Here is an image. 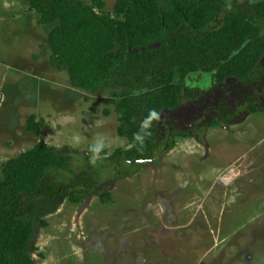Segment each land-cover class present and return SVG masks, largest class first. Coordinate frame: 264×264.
Listing matches in <instances>:
<instances>
[{
  "label": "rangeland",
  "instance_id": "obj_1",
  "mask_svg": "<svg viewBox=\"0 0 264 264\" xmlns=\"http://www.w3.org/2000/svg\"><path fill=\"white\" fill-rule=\"evenodd\" d=\"M116 1L104 0L105 9ZM49 29L27 0H0V163L40 141L70 146L79 150L72 168L91 165L101 176L97 189L111 197L65 201L49 215L37 264H264V111L242 107L230 122L208 125L215 115L208 107L239 109L251 88L191 73L184 81L192 93L163 122L192 135L162 136V151L145 162L111 161L131 146L117 133L113 88L74 87L51 62ZM256 92L254 106L264 101V81ZM31 115L43 121L38 131L29 129ZM91 144L105 145V158ZM87 156L100 160L87 163Z\"/></svg>",
  "mask_w": 264,
  "mask_h": 264
},
{
  "label": "trees",
  "instance_id": "obj_2",
  "mask_svg": "<svg viewBox=\"0 0 264 264\" xmlns=\"http://www.w3.org/2000/svg\"><path fill=\"white\" fill-rule=\"evenodd\" d=\"M27 4L40 24L50 26L51 62L66 69L74 87L94 93L113 88L117 133L131 146L116 149L111 161L145 162L162 151V136L192 135L163 117L182 107L192 93L184 80L196 71L212 72L216 84L231 77L251 88L239 109L224 102L208 107L215 110L208 125L230 122L242 107L264 111V101L254 106L264 81V0H117L111 11L104 0ZM30 118L29 129L38 131L43 121ZM88 149L101 159L108 152L105 145ZM76 154L70 146L40 141L0 163V264H37L40 231L65 201L80 204L94 194L110 199V192L97 189L101 176L91 165L88 171L72 168Z\"/></svg>",
  "mask_w": 264,
  "mask_h": 264
},
{
  "label": "clouds",
  "instance_id": "obj_3",
  "mask_svg": "<svg viewBox=\"0 0 264 264\" xmlns=\"http://www.w3.org/2000/svg\"><path fill=\"white\" fill-rule=\"evenodd\" d=\"M138 138H139V137H138ZM99 147H100V146H94V147H93V151L98 152V151H99ZM93 163H95V159L93 160Z\"/></svg>",
  "mask_w": 264,
  "mask_h": 264
}]
</instances>
